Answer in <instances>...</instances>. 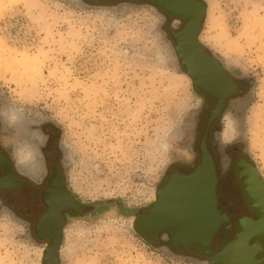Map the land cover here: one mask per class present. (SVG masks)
<instances>
[{
  "label": "rangeland",
  "instance_id": "obj_1",
  "mask_svg": "<svg viewBox=\"0 0 264 264\" xmlns=\"http://www.w3.org/2000/svg\"><path fill=\"white\" fill-rule=\"evenodd\" d=\"M207 6L216 18L210 26L206 15L201 41L231 70L256 80L237 139L264 179V0ZM162 25L144 2L89 9L76 0H0V116L17 165L28 145L19 138L22 127L49 118L61 129L67 183L81 201L148 207L168 167L192 160L200 106ZM235 125L226 119L224 143L236 138ZM132 224L114 206L71 222L62 248L70 259L62 262L193 264L154 250ZM43 251L24 223L0 212V264H42Z\"/></svg>",
  "mask_w": 264,
  "mask_h": 264
},
{
  "label": "flooded vegetation",
  "instance_id": "obj_2",
  "mask_svg": "<svg viewBox=\"0 0 264 264\" xmlns=\"http://www.w3.org/2000/svg\"><path fill=\"white\" fill-rule=\"evenodd\" d=\"M90 1L103 2L101 0ZM185 26V20L180 22L178 18L168 16L163 30L172 46H175L173 36L179 35ZM203 26L201 23L200 41ZM204 46L202 50L194 49L191 55H184L185 58H194L203 67L201 71H192L198 75L191 83L193 91L200 101L193 128L194 156L190 162L172 163L166 170L156 193L161 191L173 173L190 175L200 164V149L203 146L211 157L216 175V210L219 216H224L228 220L230 225L229 232L225 231L226 224H223L214 234L211 252L217 254L222 246L231 241L232 236L237 233V223L244 221L252 223L262 221L264 223V179L261 173L260 176H256L253 172L256 165L248 152L246 143L237 139V130L242 126L243 121L247 122L248 114L252 108L256 81L250 76L231 70L211 48ZM177 62L185 73L186 69L181 64V60L178 59ZM227 118H231L236 124L234 129L236 138L226 144L222 140V134ZM6 131L4 121L0 116V152L12 167L15 177L14 180L0 188V211L9 212L15 218H19L27 227L32 240L43 246V250L49 253L53 244L59 240L60 226L65 225L62 232L64 246L66 228L71 225V222L90 216L87 206L90 203L81 201L69 189L63 169L66 154L62 147V132L56 123L49 118L29 120L28 124H25L21 129L19 138L33 149L35 159L40 166L39 174L35 178L20 170L14 158L15 154L3 143ZM57 170H60L64 176V189L67 195L72 194V198L76 200V212L65 209L57 214L51 213L48 209V204H70L67 197L56 195L60 192L56 181L57 173L55 171ZM4 177V169L0 167V181ZM155 201L156 198L152 203ZM114 207L119 209L118 204H114ZM146 210L148 209L143 210L140 216L145 214ZM45 218L46 225L40 226ZM155 239V244H161L168 240L159 233L155 234ZM255 242H258L264 250L263 238H252L250 244ZM174 248L179 252L177 246ZM197 251L198 247H192L186 248L183 253L196 256L198 255ZM261 257L262 255L258 254L256 259L261 260Z\"/></svg>",
  "mask_w": 264,
  "mask_h": 264
},
{
  "label": "water",
  "instance_id": "obj_3",
  "mask_svg": "<svg viewBox=\"0 0 264 264\" xmlns=\"http://www.w3.org/2000/svg\"><path fill=\"white\" fill-rule=\"evenodd\" d=\"M101 1H119V3L98 5L90 0H76L78 7L89 9H116L122 4L137 6L139 2H144L145 6L151 7L162 17V27L166 25L168 16L178 18L180 22L185 20L186 26L182 32L173 36L175 46H172V50L176 59L181 60V64L186 69L184 75L191 82L196 79L198 75L192 71H201L203 67L194 58H185L184 55H191L194 49L202 50L205 47L199 38L202 30L201 23L205 25L208 13V6L205 0H201L202 2L198 0ZM200 156V164L190 175L184 176L176 172L173 173L161 191L156 193V201L148 207L131 210L123 207L117 201L109 200L87 205L90 213V216L87 217L99 215L111 209L114 204H118L122 215L133 219L132 228L135 234L156 251L165 250L170 256L188 260L193 264H262L264 261V250L258 242L250 244L252 238L261 237L264 239V223L262 221L257 223L249 221L237 223V233L232 236L231 241L226 242L217 254L211 252V244L215 232L223 224H226L225 231L229 232L230 225L228 220L224 216H219L216 210V175L211 157L203 146L200 149ZM0 167L4 169L5 173L4 179L0 181L1 188L15 178L12 167L1 152ZM63 169L67 178L65 167ZM55 172L57 173L56 181L60 188V192L56 195L67 197L70 204H48L49 211L57 214L65 209L76 212V200L72 198V194L70 196L67 195L64 189L65 182L62 172L60 170ZM253 172L256 176H260L257 166L253 168ZM145 209L148 210L140 216ZM16 219L19 220L17 217ZM45 223L46 218L40 223V226H45ZM64 228L65 225L60 226L59 240L53 244L51 251L49 253L45 250L43 251L42 264H58L59 262L64 264L61 258L63 247L62 232ZM156 233L163 234L168 239L167 242L155 244ZM174 246L178 247L179 252L175 250ZM192 247H198V255L192 256L183 253L186 248ZM258 254L262 255L261 260L256 259Z\"/></svg>",
  "mask_w": 264,
  "mask_h": 264
},
{
  "label": "bare ground",
  "instance_id": "obj_4",
  "mask_svg": "<svg viewBox=\"0 0 264 264\" xmlns=\"http://www.w3.org/2000/svg\"><path fill=\"white\" fill-rule=\"evenodd\" d=\"M205 1L208 5H210V3L212 2V0H205ZM214 15H215L214 10L211 11L209 8L207 17H208V22H209L210 26L214 25V21L216 18V17L214 18ZM223 30H224V28H223ZM201 42L204 43L203 41H201ZM0 55H1V53H0ZM21 64H23V63H21ZM13 119L17 120V123L18 122L20 123L22 121L20 117H18V119H15V118H13ZM225 137L227 138L226 135H225ZM224 140H225V138H224ZM22 150L25 152V155L17 158L18 167L20 168L21 171L25 172L29 176H31L33 178L37 177L39 174V167L40 166H39V163L35 159V153H34L33 149L27 145V146L22 147ZM61 256H62V259L67 262L70 259V249H68V248L62 249Z\"/></svg>",
  "mask_w": 264,
  "mask_h": 264
}]
</instances>
